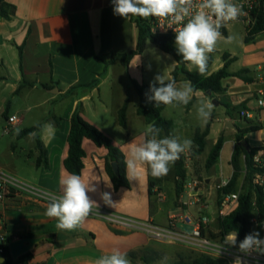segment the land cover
Listing matches in <instances>:
<instances>
[{"label": "crops", "instance_id": "1", "mask_svg": "<svg viewBox=\"0 0 264 264\" xmlns=\"http://www.w3.org/2000/svg\"><path fill=\"white\" fill-rule=\"evenodd\" d=\"M6 1L16 7V14L11 19L0 18V117L5 118L6 111L7 122L10 118L16 117L18 122L13 128L18 129L19 133L25 128L41 125V129L35 133L47 152L48 168L36 167V160L40 155L36 137L33 140L29 135L22 138L19 137V133L16 135L18 140L26 142L27 146L24 144L22 154L31 162L24 182L59 195L60 180L69 174L64 168V159L68 154L67 139L71 117L78 105H82L84 118L108 135L114 145L123 152L126 160L132 144L140 142L148 125L144 117L137 113L140 99L132 80L150 84L157 72L146 74L145 69H140L141 65L130 66L138 62L139 58L141 61L144 53L135 56L128 66H124L119 60L106 66L98 60L101 58L108 61L113 54L129 53L136 48L138 41L139 29L134 16L124 19L114 15L111 0ZM243 1L245 0H233L234 3ZM230 32L231 30L227 28L224 36H229ZM261 35L263 34H258L252 40V45L243 46L241 60L235 52L225 53L229 55V60H233L229 67L231 73L247 69L253 77L261 67L264 76V40L260 38ZM245 43H250L246 42V34ZM149 44L150 41L146 47ZM160 52L172 60L171 68L167 71V80H171L177 62L171 55L161 50ZM210 55L213 58L210 68L216 62L219 63L212 70L209 68V74H212L220 70L225 61L224 55L222 61L214 58V52ZM236 63L241 64L240 69L232 68ZM187 68L189 70L188 65ZM94 80L98 83L91 89L78 87L72 90ZM182 82L189 81L180 79L177 84ZM222 85L225 89L222 95L228 98L233 107L245 104V110L252 111L259 120L261 129L245 136L254 137L256 141L254 147H258L264 140V107L259 106L258 102L256 106H252L249 98L253 95L248 94V88L254 87L255 96L264 98L260 95L264 93V80L255 79L249 84L239 77L229 76L223 79ZM18 89L20 91L16 93ZM220 97L216 96V99L220 101ZM213 98L197 90L193 94L194 102L187 109L183 107L178 112L176 108L180 105L166 106L162 116L173 122L171 136L181 141L189 139L186 124L199 120L198 102L212 101ZM126 99H128L127 127L123 128L118 117ZM223 112L226 115L224 122H221L213 108L208 122L195 129L205 130L210 124L206 146L208 137L213 132L216 131L218 138L223 136L224 146L218 162L227 145H230L231 165V158L237 145L238 129L225 128L227 116L231 115L233 123L240 129L248 128L250 123L240 119L236 110L232 109L229 113L225 107ZM48 123L54 125L51 134L42 131L43 126ZM221 123L224 125L223 128H219ZM227 131L230 133L229 136ZM194 135L191 148L182 153L186 159L194 148ZM255 135L258 137L255 138ZM164 136L166 135L161 132L160 138ZM247 143L249 145L248 138ZM254 147L249 145L248 149ZM16 148L17 145L12 144L11 155L15 153ZM83 149L86 155L83 158L84 168L81 175L85 178L91 176L99 179L98 183L93 181L98 191L89 193L99 205L96 210L151 222L161 227L168 225L170 212L176 214L186 212L187 207L183 205L181 197L177 201L176 176L173 181L175 198L172 204H169L176 205L173 208L169 206L165 213L162 204L168 199L167 195L162 193L164 180L155 179L156 185L153 194L150 195V182L154 179L150 170L138 167L139 175L135 179H131L126 170L130 187L115 190L106 169L107 150L96 146L89 139L83 141ZM241 159L245 161V156ZM206 183L211 185L209 180ZM104 191L111 193L113 207L105 205L100 199V193ZM47 204L32 195L23 194L7 201L3 207L14 240L25 236L43 238L31 251L32 264H95L96 260L111 254L115 249L126 253L131 264H134L131 254L149 251L155 242V239L144 230L114 227L105 219L90 215L76 230L62 231L56 227L57 221L54 218L45 215ZM59 234L64 235L63 240L58 239Z\"/></svg>", "mask_w": 264, "mask_h": 264}, {"label": "clouds", "instance_id": "2", "mask_svg": "<svg viewBox=\"0 0 264 264\" xmlns=\"http://www.w3.org/2000/svg\"><path fill=\"white\" fill-rule=\"evenodd\" d=\"M113 13L127 19L129 16L141 18H157L161 21L160 28L172 29L175 33V47L189 67L195 68L200 75L207 70L209 54L213 53L222 39L221 28L229 22H235L243 15L242 7L233 0H111ZM166 22V23H165ZM235 38L227 37V42ZM138 62L130 64L138 66ZM150 70V65L147 66ZM149 102L155 106L161 104L176 107L187 105L193 99L194 88L191 82L179 85L175 80H166L162 74H156L149 84ZM264 104V101L260 102ZM214 104L211 100H200L197 106V117L202 123L211 118ZM15 119V117H13ZM54 125L48 123L42 131L51 134ZM162 129L154 124H148L139 143L132 144L126 158V170L131 179L138 177V167H146L154 178H161L168 174L170 166L174 164L182 153L189 150L192 141L177 137L164 136L160 138ZM19 130H17V134ZM36 133H29L30 139H35ZM99 179L85 178L83 175L69 173L60 180L61 193L50 194L45 215L54 218L56 227L62 231H74L85 222L94 209H98L97 201L89 193L98 191ZM111 187V185H108ZM100 199L105 205L114 206L111 193H100ZM237 232L228 234L224 241L215 249L217 257L225 246L237 247L238 252L245 256L253 253L264 255V238L259 231H252L243 240H237ZM95 264H131L127 254L115 249L111 254L96 260ZM233 264H246L239 255Z\"/></svg>", "mask_w": 264, "mask_h": 264}, {"label": "trees", "instance_id": "3", "mask_svg": "<svg viewBox=\"0 0 264 264\" xmlns=\"http://www.w3.org/2000/svg\"><path fill=\"white\" fill-rule=\"evenodd\" d=\"M16 14V7L14 5L9 4L6 0H0V18L11 19ZM134 20L139 29V36L136 48L129 53H119L113 54L108 61L104 59L98 58L101 62H103L106 66L114 64L117 60H119L124 66H128L130 61L138 55H142L145 51L146 44L148 41L153 43L157 48L161 51L171 55L175 61L177 62V67L172 72V79L178 82L180 79H184L186 81L191 82V85L194 88V91L201 90L208 97H216L221 96V103L227 108L228 111L236 110L240 112L241 110H245V104H241L239 106H232L229 102L228 98L222 94L225 93V89L222 85L223 79L229 76H236L242 79L244 82L252 84L254 82V78L250 75V71L245 69L236 73H231L229 71V67L233 60H229V55L224 54V66L214 72L209 74V68L212 65L213 58L210 55L208 57L207 62V70L204 75H200L197 70L190 71L187 68V63L183 61L182 57L178 55L176 47H175V36L174 35H158L153 34L149 27L145 22V18H141L138 16H134ZM264 30V17L259 12L258 20L253 29V34L258 35ZM254 40L253 38H249L246 36V42H251ZM98 81L94 80L85 85H79L74 87L72 90L78 87H83L87 89H91L97 85ZM132 85L137 92L140 102L137 109L138 115L144 117L148 124H154L156 127L162 129L166 136H171L173 130V122L171 120H167L162 116V111L166 107L161 104L159 106H155L154 102H149L147 99V95H149V84L139 83L137 81L132 80ZM45 88V86H44ZM20 89L17 90L18 93ZM194 102V99L190 101L188 106H190ZM127 109H128V99H126L122 109L119 112V124L123 127H127ZM8 112L4 113V117H7ZM250 125L248 128L240 129L238 128L236 141L237 145L233 152L231 158V165L233 168V174L231 176V180L227 187L223 189L225 193L237 190V184L241 173L243 171L241 167V157L245 156V165L247 167V174L244 178V184L242 188V192L239 198V205L237 209L229 215L225 221L221 222L220 226L223 229L224 234H228L231 232H237L239 239L243 240L246 234H248L251 230L250 219L252 217V193H251V164H252V156L254 153V149L246 148L247 138L246 134L251 132H255L261 129V125L257 124V121H249ZM41 129V125H37L31 128H25L19 133V137L22 138L24 136L29 135V133L37 132ZM210 132V124L207 125L205 130L197 129L195 131V135L193 138L194 148L192 150V156L201 155L206 148V138ZM85 139L91 140L96 146L103 147L107 150L106 156V169L112 180L113 186L115 190H118L122 187H130L127 174H126V160L123 152L114 145L112 139L106 135L102 130H100L97 126L90 123L88 120L84 118L82 115V105L79 104L76 108L75 112L71 117V127L67 139L68 143V154L64 159V168L68 173L80 174L84 168L83 158L85 157V151L83 149V141ZM37 148L40 151V155L36 160V167L44 166L46 168L49 167L47 152L43 148V145L38 137H36ZM224 146V137L220 136L214 146L211 148L208 158L206 160V169L210 171L213 166L218 162L221 151ZM112 162H116L118 164L119 174L116 175L112 168ZM186 158L183 154L180 155V158L175 162V189L177 201L180 200L181 195L185 190L186 180H187V171L185 168ZM244 168V165H243ZM155 180L150 182V195L153 194V189L155 188ZM133 254V253H132ZM6 261L2 264H32L31 261L33 259L32 252H28L15 262L13 261L9 251L6 254ZM144 264H151L152 260L147 257H143ZM174 264H223L219 261L213 260L206 255H199L190 261H185L183 259L176 261Z\"/></svg>", "mask_w": 264, "mask_h": 264}, {"label": "built area", "instance_id": "4", "mask_svg": "<svg viewBox=\"0 0 264 264\" xmlns=\"http://www.w3.org/2000/svg\"><path fill=\"white\" fill-rule=\"evenodd\" d=\"M236 4L242 7L243 15L237 21L229 22L221 28L222 37H224L229 25L242 23L245 27L246 36L255 39L257 35L253 34V29L258 20L259 12L264 17V0H245ZM145 22L153 34L175 36L172 29L164 30L160 28L161 21L157 18L149 17L145 19ZM261 33L264 34V30ZM262 72L263 69L259 67L258 73L253 75L254 80H264ZM260 95L264 96V93H260ZM261 101H264V98L257 99L258 105L264 107V104L260 103ZM238 115L242 120L259 122L250 110H241L238 112ZM17 122L16 117L15 119L13 117L10 118L8 120V126L3 130V134L11 133V127ZM257 124H260V122ZM252 149H254V153L252 156V176L250 182L252 193L250 232L259 231L261 238H264V140L261 145ZM246 174L247 167L245 165L242 171L241 183H239V187L237 186V191L234 190L228 193L223 191L229 184L231 178L227 180L223 179L215 186L214 189L218 195L214 203L215 206L213 205L215 207L214 210H211L209 203L213 195H210L209 192L207 193L206 190H202V187L199 186L200 182L196 180L187 182L185 190L181 195L182 203L187 207L186 212L183 211L180 214L170 212L169 223L166 227L154 225L147 221H137L127 217L111 215L105 211L96 209L93 210L90 216L103 218L114 227H122L128 230H144L153 239L162 242H179L192 248L201 255H206L213 260L225 264H233L237 255L245 260L246 264H264V255L253 253L250 256H245L243 253L238 252L237 247H229L226 245L218 257L215 251L224 241L225 237L230 234H224L220 224L237 209ZM23 194L32 195L48 203V197L52 193L17 180L0 168V259L6 258L8 251L10 253V242L14 240L3 210L4 204ZM192 209L195 211L194 213L191 212ZM179 224L191 227V231L183 230L179 227ZM237 240L238 242L241 241L238 235Z\"/></svg>", "mask_w": 264, "mask_h": 264}, {"label": "rangeland", "instance_id": "5", "mask_svg": "<svg viewBox=\"0 0 264 264\" xmlns=\"http://www.w3.org/2000/svg\"><path fill=\"white\" fill-rule=\"evenodd\" d=\"M228 28L231 30L229 36H233L235 39L232 40L231 42H227V37L229 36H224L218 42L217 48L214 51V58L219 61H222L223 55L225 53H233L235 52V55L241 60L243 58V46L245 45H252V41L250 43H245V27L242 23H234L228 26ZM262 40H264V34L261 35L260 37ZM165 53V52H164ZM172 60L167 57L166 55H163L159 48H157L153 43L149 44L145 52L143 54V57L141 58V61L138 63L140 69H145L146 74L148 73H154L157 72V74H162L166 77V80L168 78L167 71L171 68ZM219 63L216 62L215 65H213L210 70L215 68L216 65ZM148 65H150V70L148 69ZM233 69H240L241 64L236 63L232 67ZM192 70H196L193 68ZM156 75V74H155ZM154 75V76H155ZM153 76V77H154ZM184 80V79H183ZM249 95L251 98V104L252 106L257 105V97L255 96V88L254 87H249ZM216 99L214 97L213 100ZM218 100V99H217ZM219 101V100H218ZM220 102L219 106L214 105V109L216 110V115L219 116L221 122L225 120V113L223 112L225 110L224 105ZM183 107L187 109V105H180L176 109L181 110ZM231 111H229L230 113ZM239 117V115H238ZM204 123H202L200 120H198L196 123H188L186 124L187 126V136L189 137V140L192 141V137L195 132V128L202 127ZM225 125V124H224ZM222 123L219 124V128H223L224 126ZM8 126V122L6 121L5 118L0 117V168L4 170L7 173L12 174L11 176L16 178L17 180L23 181L24 178H27L28 175V168L30 167V160H28L23 154H22V148L27 146L26 142H21V140H18L16 138L17 135V130L14 129L13 127L11 130V133L9 134H3V130L5 127ZM236 126H238L236 124ZM240 126V124H239ZM228 136L230 135L229 131ZM258 137L255 135V138ZM218 135L215 132H213L209 137L207 141V146L205 151L199 155V156H192V152L190 151L186 163H185V168L187 171V182L191 180H196L200 182V187H202V190H206V192L210 195H213L210 199V205H211V210H214L215 207V201L217 198V191L214 189L215 186L221 182L223 179H229L231 178L232 175V167L229 163V155H230V145H227L225 150L222 153L221 159L218 162L217 165H215L210 171H207L206 169V160L208 158L209 152L214 144V142L217 140ZM229 138V137H228ZM249 145L251 147H254L256 144V141L254 140V137H247ZM12 144L17 145L16 151L13 155H11V146ZM241 167L243 169V165L245 166L244 160L241 159ZM9 174V175H10ZM242 173L239 178L237 186L239 187V183H241V178H242ZM152 179H158L160 181L164 180V186L162 187V193L167 195L168 201L163 203L162 206L164 207V212L166 213L167 208L170 206L169 204L174 200L175 198V192H174V184L173 181H175V163L170 166V171L168 172L167 175L161 177V178H154ZM209 180L211 182V185H208L206 182ZM211 180V181H210ZM26 182V181H25ZM238 187H236L238 189ZM237 191V190H236ZM163 198V195L160 196ZM157 200V199H156ZM179 203V202H178ZM160 204V203H159ZM172 204V203H171ZM176 205L174 203L173 205L170 206V208H173ZM191 212H195L193 209ZM110 214V213H109ZM119 216V215H117ZM121 217H125L122 216ZM163 217V216H162ZM161 218V217H160ZM134 219V218H133ZM138 220V219H135ZM142 221V220H138ZM160 224H163L160 222ZM179 227L182 228L185 231H191V227L179 224ZM157 241V242H156ZM201 255L200 253L194 251L192 248L181 244L176 241H166L162 242L159 240L155 239V242L152 243V249L146 252H135L131 254L132 258L134 259V264H144L143 257H147L148 259L152 260L151 264H174L178 260H185V261H190L191 259H194L195 257ZM223 263V262H221ZM225 264V263H223Z\"/></svg>", "mask_w": 264, "mask_h": 264}, {"label": "water", "instance_id": "6", "mask_svg": "<svg viewBox=\"0 0 264 264\" xmlns=\"http://www.w3.org/2000/svg\"><path fill=\"white\" fill-rule=\"evenodd\" d=\"M213 104L215 106H219L220 102L217 99L213 100ZM225 128H229V129H235L237 130V126L233 123L231 115L227 116V121L225 123ZM246 148L248 149L249 145L246 142ZM112 168L113 171L116 175L119 174V169H118V164L116 162H112ZM64 235L63 234H59L58 235V239L59 240H63ZM43 238H38V237H33V236H25V237H18L15 240L10 242V254L11 257L13 259V261H17L19 259V257H21L22 255L31 252L32 249L35 247V245H37L40 241H42ZM7 258H1L0 259V264L4 263L6 261Z\"/></svg>", "mask_w": 264, "mask_h": 264}]
</instances>
